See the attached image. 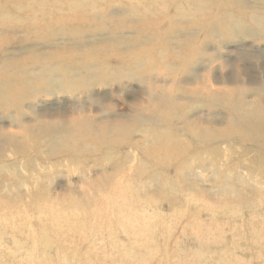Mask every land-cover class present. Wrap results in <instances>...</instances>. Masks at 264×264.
Wrapping results in <instances>:
<instances>
[{
    "label": "rangeland",
    "instance_id": "374dc122",
    "mask_svg": "<svg viewBox=\"0 0 264 264\" xmlns=\"http://www.w3.org/2000/svg\"><path fill=\"white\" fill-rule=\"evenodd\" d=\"M0 264H264V0H0Z\"/></svg>",
    "mask_w": 264,
    "mask_h": 264
}]
</instances>
